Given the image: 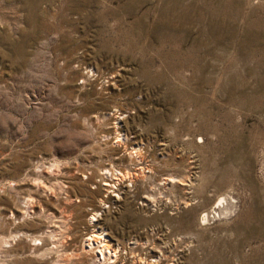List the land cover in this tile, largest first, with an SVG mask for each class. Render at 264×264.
I'll return each mask as SVG.
<instances>
[{"label": "rangeland", "instance_id": "374dc122", "mask_svg": "<svg viewBox=\"0 0 264 264\" xmlns=\"http://www.w3.org/2000/svg\"><path fill=\"white\" fill-rule=\"evenodd\" d=\"M0 264H264V0H0Z\"/></svg>", "mask_w": 264, "mask_h": 264}, {"label": "bare ground", "instance_id": "6f19581e", "mask_svg": "<svg viewBox=\"0 0 264 264\" xmlns=\"http://www.w3.org/2000/svg\"><path fill=\"white\" fill-rule=\"evenodd\" d=\"M103 165V164H102ZM100 170V169H99ZM104 170V169H103ZM106 172V171H105ZM113 175V174H112ZM107 177V176H106ZM183 180V179H182ZM104 184H109V183H105ZM182 184V183H181ZM233 198V197H232ZM234 202L231 197H225L224 196H221V197H218L216 199V201L214 202V206L211 207L209 210L207 211H204L201 215V220L202 221H205L207 219H215V218H219L220 215H228L230 212L233 213V208L235 207L234 206ZM237 203V202H235ZM237 206V205H236ZM237 209V208H236ZM235 210V209H234ZM230 213V215H231ZM229 215V216H230ZM208 222V221H206ZM205 223V222H204ZM101 234H92L90 235V238H88L86 240V242L90 245L92 243V241H95L97 243V247H98V251L100 253V256H104L105 254H109L111 252L109 246L107 243H105L103 240L104 239H100L102 238L100 236ZM94 236L98 237L97 240L94 238ZM32 239V238H31ZM104 258V257H103Z\"/></svg>", "mask_w": 264, "mask_h": 264}]
</instances>
